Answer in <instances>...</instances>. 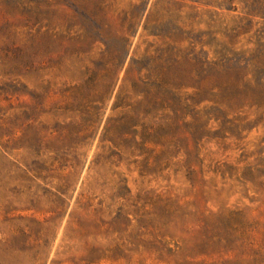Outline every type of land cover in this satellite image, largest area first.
Here are the masks:
<instances>
[{"label":"rangeland","instance_id":"1","mask_svg":"<svg viewBox=\"0 0 264 264\" xmlns=\"http://www.w3.org/2000/svg\"><path fill=\"white\" fill-rule=\"evenodd\" d=\"M0 264H264V0H0Z\"/></svg>","mask_w":264,"mask_h":264}]
</instances>
